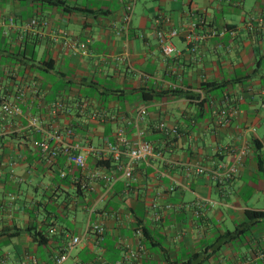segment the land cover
<instances>
[{
  "label": "crops",
  "instance_id": "crops-1",
  "mask_svg": "<svg viewBox=\"0 0 264 264\" xmlns=\"http://www.w3.org/2000/svg\"><path fill=\"white\" fill-rule=\"evenodd\" d=\"M62 1L0 0V92L13 102L26 90L23 116L0 120V264H53L72 237L81 243L63 264H264V218L246 216L264 213V0ZM158 17L179 32L167 58ZM200 20L197 33L211 36L195 55L184 36ZM64 34L87 42L86 53L73 55ZM224 108L233 112L221 125ZM67 128L85 173L63 156L48 164L36 146L43 132ZM119 131L125 147L140 134L156 153L130 179L95 167ZM240 146L247 155L226 178ZM94 170L111 184L88 180Z\"/></svg>",
  "mask_w": 264,
  "mask_h": 264
},
{
  "label": "built area",
  "instance_id": "built-area-1",
  "mask_svg": "<svg viewBox=\"0 0 264 264\" xmlns=\"http://www.w3.org/2000/svg\"><path fill=\"white\" fill-rule=\"evenodd\" d=\"M133 13V1L129 2L124 11V15L122 18V31L127 39L129 33V25L131 21V16ZM157 23L159 28L155 32V38L161 48L162 54L164 58H167L176 52V49L172 43L173 39L176 38L179 34L177 29L168 27L170 20L166 17H158ZM37 21L33 20L30 24L37 25ZM10 25H12V21H10ZM41 25L47 26L48 23L42 21ZM201 25H205L203 20L199 22H190L188 29L185 33L184 39L189 44V52L195 55L198 54V43L200 41H205L208 39L211 34H199L197 33V28ZM247 28L251 29L253 24L251 22L247 23ZM222 31L221 34H223ZM63 44L66 46L73 55L76 54H85L86 53V43L76 39L67 38L66 34H64ZM127 55H125L126 57ZM13 76V74H9ZM36 88V85H33ZM2 92V91H1ZM0 92V120L8 121L9 119L21 118L23 116V111L20 106L25 100L26 90L23 88H18L14 92L13 102L6 99L4 94ZM35 92V91H34ZM264 94V92H262ZM229 98H225V102L227 103ZM61 106L58 101L52 104L51 113L52 115H56L57 111L60 110ZM232 110L228 108H224L220 111L221 119L219 123L224 125L227 123L230 113ZM38 121L36 118L28 119V127L33 128L38 131H42V129L38 128ZM164 130V129H161ZM168 133L167 130H165ZM170 135L173 137L178 136L177 130L172 129ZM72 138L71 129H65L63 131L59 130H50L43 132L42 138L40 141L36 143L37 148L40 151L41 157L48 163L51 164L57 157L63 156L66 158V162L68 165H73L78 168L81 172H87V165L85 161V157L78 153L79 145L71 144L66 142V140ZM94 152V151H92ZM98 154H106L107 158L111 161V165L113 169H119L122 171L124 177L130 179L132 178V170L133 166L137 163L143 162L150 157L156 156V153L153 151L151 144L144 140L142 136L139 134L136 138L135 143L132 147H125V139L123 137L122 131H119L117 134V140L114 144H107L106 147L97 152ZM233 163L229 167H227L224 171V177H232L237 175L239 168L242 166V163L247 155V147L240 146L236 147L234 150ZM111 169V168H110ZM198 174L203 173V169L199 168L197 170ZM86 178L90 181L102 180L105 182L107 186H109L112 182V176L107 173H102L98 170H94L93 172H88ZM60 178H64V174L60 175ZM81 188L83 190L88 189V185L85 183H81ZM91 232H93L98 238H101L105 233L106 229L104 226L99 224H92L89 228ZM52 231H50L51 233ZM136 234L140 237L141 232L137 231ZM81 243L80 238L72 237L68 244L61 249V252L54 258L53 264H63L70 251L77 247ZM118 264V263H114Z\"/></svg>",
  "mask_w": 264,
  "mask_h": 264
},
{
  "label": "trees",
  "instance_id": "trees-1",
  "mask_svg": "<svg viewBox=\"0 0 264 264\" xmlns=\"http://www.w3.org/2000/svg\"><path fill=\"white\" fill-rule=\"evenodd\" d=\"M42 3H44L45 5L47 6H52V7H64L65 3L62 1V0H40ZM66 10V8L64 9ZM210 85H206L204 87V89H207ZM218 88V87H217ZM143 100H150L152 98V95L150 94H143ZM258 150H260V146H258ZM111 161L109 159H106V160H99V161H96L95 163V167L96 168H105V169H110L111 167ZM260 168V167H259ZM63 180H66V178H63ZM77 191L78 193H82L83 192V189L81 188V182L79 181L77 183ZM246 216L248 217L249 220H252V221H259L260 219L264 218V213H256V212H247L246 213ZM39 238H40V243L41 244H44L46 243V239L39 233L38 234Z\"/></svg>",
  "mask_w": 264,
  "mask_h": 264
}]
</instances>
